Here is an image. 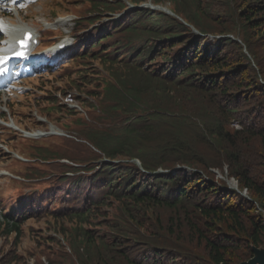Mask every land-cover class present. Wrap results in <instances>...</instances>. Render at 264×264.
I'll return each mask as SVG.
<instances>
[{
  "label": "trees",
  "instance_id": "trees-1",
  "mask_svg": "<svg viewBox=\"0 0 264 264\" xmlns=\"http://www.w3.org/2000/svg\"><path fill=\"white\" fill-rule=\"evenodd\" d=\"M86 1L98 15H109L122 4ZM182 4L173 8L187 26L159 12L135 10L120 23L98 27L100 32L112 30L98 44L88 48L94 39L87 37L81 45L82 52H94L118 33L120 39L110 49L142 51L131 63L115 62L144 75L140 67L145 58L160 63L147 74L142 93L127 96L114 79L118 96L102 115L111 127L86 136L95 166L82 168L88 177L63 176L70 187L87 185L86 192L94 196L91 209L107 211L98 231L64 233L74 257L64 256L63 264H241L254 249L264 250V0ZM93 60L113 64L108 51ZM103 92L109 96L107 86ZM118 113L124 122L114 115ZM25 148L39 151L29 144ZM102 157L113 162L99 164ZM120 157L139 160L141 169L115 163ZM178 166L197 171L188 175ZM224 167L248 199L227 190L209 172ZM25 205H8L0 222V238L13 236L12 249L0 264L29 261L16 253L21 227L35 218L34 207ZM54 213L52 222L58 226L60 219L79 217L66 210ZM91 213L81 215L84 223Z\"/></svg>",
  "mask_w": 264,
  "mask_h": 264
},
{
  "label": "rangeland",
  "instance_id": "rangeland-1",
  "mask_svg": "<svg viewBox=\"0 0 264 264\" xmlns=\"http://www.w3.org/2000/svg\"><path fill=\"white\" fill-rule=\"evenodd\" d=\"M143 1L146 0H122V4L115 6L109 15L92 13L95 6L86 0H39L35 6L23 7L24 10L21 11L20 15L25 19V25L36 29L39 34L43 29L50 31L43 36L41 48L56 45L64 39L65 34L73 35L74 46L68 51H71L70 56H66L68 53L66 52L57 58L56 70L53 74L36 79L32 77L24 79L21 83L23 94L17 98L10 109L0 106V113L5 115L7 121L12 119L22 129L36 131L34 129L41 126L48 130L47 123H49L55 128L74 135L80 141L70 143L56 137L38 141L23 140L18 135H11L8 131L10 129L0 120V172L8 171L26 181L25 183L3 182L0 188V204L6 212L9 211L8 205L13 202H24L25 206L34 207L35 218L21 227L23 236L16 248L17 255L25 263L33 259L34 264L38 260L42 264H47L48 261L53 264H63L64 256L74 257L69 240L64 233L67 236H75L74 231L79 229L92 232L99 230L98 225L104 213L107 212L106 207L100 210L91 209L89 203L94 196L86 192L87 185H81L78 188L70 187V181H63V176H69L68 179L80 175L88 177L90 174H83L82 168L95 166V156L92 154L86 136L111 127L102 115L111 100L118 96L114 88V79L121 82L127 96L142 93L146 87V80L149 79L147 74L160 63V60L156 59L153 64H150V58H145L140 68L146 75L129 70L120 62H115L124 59L127 64L131 63L142 51V47L136 50L135 47L130 46H125L123 50L110 49L120 39L118 33L113 35L110 44L94 52H89L88 49L82 52L81 45L86 42L87 37L94 39L88 48L98 44L106 34L112 31L100 32L97 30L98 27L124 21L128 16L134 15L133 11H135L129 9L126 2L139 5ZM150 1L174 10L173 4L183 5L185 0ZM66 15L76 18L75 25L71 22L56 25V22ZM70 28L72 29L69 30ZM50 50L51 48L45 53ZM106 51L110 52L113 64L108 66L103 60H93L94 57L102 56V53ZM37 52L38 49L35 53L42 55ZM63 58L71 60L68 62L62 60ZM17 81L21 82V79ZM104 86L108 87L109 96L103 92ZM0 102H2L1 99ZM72 107H78L80 110ZM114 115L121 117V122H124L122 113ZM41 119L46 120L47 123L39 122ZM28 144L38 147L39 151H28L25 148ZM10 153L32 162L19 163ZM116 159L115 161H122L125 158ZM66 161L71 165L66 164ZM63 164L74 170L64 167ZM219 175L222 176V173ZM63 189L68 192L63 193ZM68 193H71V196H67ZM63 210H66V214L76 213L79 217L60 219L59 226L53 225L54 212ZM89 210L92 211L90 222L84 223L81 215ZM58 227L59 231L56 230ZM12 244L13 236L7 239L0 238V258L12 249Z\"/></svg>",
  "mask_w": 264,
  "mask_h": 264
},
{
  "label": "bare ground",
  "instance_id": "bare-ground-1",
  "mask_svg": "<svg viewBox=\"0 0 264 264\" xmlns=\"http://www.w3.org/2000/svg\"><path fill=\"white\" fill-rule=\"evenodd\" d=\"M20 20H22V19H20ZM56 24L57 25H61V24H63V22L60 20V21H57ZM1 25L3 26V28H4V25H8V29H7V32L6 33H7L8 37H9V39L7 40V44H9V45L11 44V39L14 36H16L18 34H21L24 31L23 29H19L18 30L17 27L15 26V23L13 21H8L7 24L6 23H3ZM29 56L33 57L35 55H33V52H31V53H29ZM50 134L51 135L54 134L52 130L50 131Z\"/></svg>",
  "mask_w": 264,
  "mask_h": 264
},
{
  "label": "snow or ice",
  "instance_id": "snow-or-ice-1",
  "mask_svg": "<svg viewBox=\"0 0 264 264\" xmlns=\"http://www.w3.org/2000/svg\"><path fill=\"white\" fill-rule=\"evenodd\" d=\"M11 3L15 4L17 2V0H10ZM26 5L21 4L20 7L23 8ZM0 31H3V26L0 25ZM26 43H22L21 45V51L19 53H17L18 56L20 57H24V49L26 48ZM8 57H0V73H2L4 71V65L7 63Z\"/></svg>",
  "mask_w": 264,
  "mask_h": 264
},
{
  "label": "water",
  "instance_id": "water-1",
  "mask_svg": "<svg viewBox=\"0 0 264 264\" xmlns=\"http://www.w3.org/2000/svg\"><path fill=\"white\" fill-rule=\"evenodd\" d=\"M241 264H264V250L254 249L252 258Z\"/></svg>",
  "mask_w": 264,
  "mask_h": 264
},
{
  "label": "built area",
  "instance_id": "built-area-1",
  "mask_svg": "<svg viewBox=\"0 0 264 264\" xmlns=\"http://www.w3.org/2000/svg\"><path fill=\"white\" fill-rule=\"evenodd\" d=\"M233 186L236 185V182L235 181H231L230 182ZM243 194L246 195V190L243 191Z\"/></svg>",
  "mask_w": 264,
  "mask_h": 264
}]
</instances>
